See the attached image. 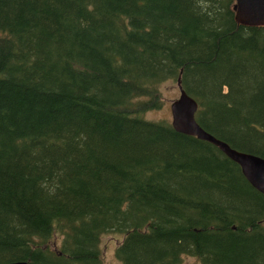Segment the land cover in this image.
<instances>
[{
	"label": "trees",
	"instance_id": "trees-1",
	"mask_svg": "<svg viewBox=\"0 0 264 264\" xmlns=\"http://www.w3.org/2000/svg\"><path fill=\"white\" fill-rule=\"evenodd\" d=\"M233 0H0V264H264V197L212 145L147 121L180 79L195 121L264 159V27Z\"/></svg>",
	"mask_w": 264,
	"mask_h": 264
},
{
	"label": "water",
	"instance_id": "water-1",
	"mask_svg": "<svg viewBox=\"0 0 264 264\" xmlns=\"http://www.w3.org/2000/svg\"><path fill=\"white\" fill-rule=\"evenodd\" d=\"M233 19L244 27H264V0H233ZM178 96L169 104L170 127L181 135L193 137L215 147L228 160L236 164L244 180L264 197V159L231 149L200 128L195 121L196 102L180 87L177 79ZM7 264H27L16 261Z\"/></svg>",
	"mask_w": 264,
	"mask_h": 264
},
{
	"label": "rangeland",
	"instance_id": "rangeland-1",
	"mask_svg": "<svg viewBox=\"0 0 264 264\" xmlns=\"http://www.w3.org/2000/svg\"><path fill=\"white\" fill-rule=\"evenodd\" d=\"M158 90V107L155 109H150L143 113V118L147 121H163L166 120L170 122L169 104L170 102L177 98L178 91L175 82L166 81L159 85ZM120 234L108 233L102 235L99 242V248L101 250L103 260L102 264H114V249L117 243L120 241ZM180 264H198V261L194 257L184 256Z\"/></svg>",
	"mask_w": 264,
	"mask_h": 264
}]
</instances>
